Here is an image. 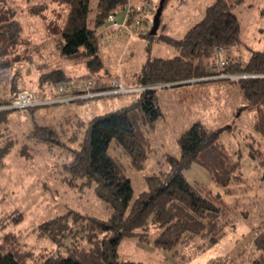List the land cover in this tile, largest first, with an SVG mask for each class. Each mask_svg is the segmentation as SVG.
<instances>
[{
  "label": "trees",
  "instance_id": "16d2710c",
  "mask_svg": "<svg viewBox=\"0 0 264 264\" xmlns=\"http://www.w3.org/2000/svg\"><path fill=\"white\" fill-rule=\"evenodd\" d=\"M52 1L68 8L64 22L46 26L53 52L61 65H35L33 54L38 53L40 47L20 50V24L7 0H0L2 107L9 106L14 94L21 90L22 77L17 66L23 65L42 72L37 83L44 91V100L57 98L54 89L71 80L62 61H66L68 67L83 66L86 69L87 73L76 79L75 84L93 81L92 92L96 94L112 90L110 80L100 76L98 30L105 26L109 14H121L127 9L131 24L142 14L143 5L135 8L129 0H97L91 15L90 0ZM243 1L214 0L202 20L183 38L162 36L174 47L176 56L148 60L139 76L145 90L140 92L138 99L130 106L91 120L79 149L71 151L67 171L72 180H81L88 186L94 184L95 194L106 205L108 218L101 220L68 211L42 223L37 228V235L56 244V249L48 253H35L29 249L21 242L19 233H2L0 264H188L240 222L246 223L255 233L251 248L232 259L217 258L207 264H264V204L258 206L254 201H246L245 194L250 186L242 175L240 164L230 158L219 141L218 133L207 130L201 123L184 131L177 141L180 157L167 155L169 171L146 177V191L135 199L131 181L122 165L108 154L114 143L128 155L133 169H142L149 151L146 134L162 116L156 103V88L205 79H215L206 82L224 80L239 88L247 109L254 114L253 130L264 143V50L253 53L246 62L229 59L225 66L213 70L218 65L217 50L228 51L238 43L239 23L233 10ZM261 14L264 17V8ZM145 24L148 25V19ZM143 36L154 37L147 31L140 37ZM45 106L48 105L23 110L33 112ZM12 111L17 110L0 112V126L8 123V114ZM29 137L59 144V135L36 124ZM13 144L10 134L0 139V173ZM257 155L264 164V150L257 151ZM194 164L208 172L222 193L214 194L205 185L188 181L185 173ZM22 219L21 213L0 219V231L9 223L18 224ZM153 229L156 236L151 237ZM125 239L149 245L154 249L155 257H162L161 253L165 257L162 260L153 258L154 261L148 263L122 260L118 251Z\"/></svg>",
  "mask_w": 264,
  "mask_h": 264
},
{
  "label": "rangeland",
  "instance_id": "374dc122",
  "mask_svg": "<svg viewBox=\"0 0 264 264\" xmlns=\"http://www.w3.org/2000/svg\"><path fill=\"white\" fill-rule=\"evenodd\" d=\"M135 8L146 3L155 13L161 0H129ZM160 25L154 37H137L128 41L126 36L105 33L100 42L99 56L102 62L100 76L108 80H121L129 94L116 91L85 101H68L35 109L12 111L8 123L0 126V139L10 134L14 139L11 152L5 158V167L0 173V219L21 213L18 224L9 223L2 227L0 235L6 232L19 233L21 242L35 253H48L56 249L51 239L37 235V228L44 222L65 215L68 211L87 214L97 219L108 218L105 203L94 191V184L88 186L81 180H72L66 166L71 160V151L77 150L85 138L89 123L96 117L105 116L122 107L132 105L145 90L139 82L143 66L156 58L172 59L176 56L174 47L161 37L181 39L195 24L202 20L205 10L214 0H164ZM97 0H90L91 15ZM8 7L21 27L20 50L40 47L33 54L35 65L60 63L47 36L46 26L64 22L68 8L52 0H7ZM264 0H244L233 13L239 23L238 43L228 51L218 52L216 63L229 59L246 62L253 53L264 50V17L261 14ZM153 13V14H154ZM103 29V28H102ZM98 30V33L102 31ZM150 33L151 26L146 29ZM73 84L87 71L83 66L68 67L62 61ZM22 77L20 89L27 90L42 101H50L38 87L37 72L31 66H17ZM221 78V77H220ZM57 91V88L54 89ZM156 103L162 116L154 128L146 134L149 140L148 158L140 170L130 166V158L112 143L108 154L117 159L129 178L133 199L146 191L145 178L167 173L169 165L166 156L180 157L178 139L195 123H201L207 130L218 133L232 160L237 161L242 175L250 186L245 194L246 201L264 204V164L257 151L263 152L264 143L253 130L254 114L239 88L227 81L188 83L173 87L156 88ZM52 129L59 144L30 138L34 125ZM256 156V157H254ZM186 176L188 180L205 185L214 194L222 193L212 182L208 172L198 165H192ZM208 182V183H206ZM253 220V219H252ZM156 236L153 229L151 237ZM131 242L125 239L119 247L122 260L148 263L154 260L133 251ZM160 256V255H159Z\"/></svg>",
  "mask_w": 264,
  "mask_h": 264
},
{
  "label": "built area",
  "instance_id": "2783aa9c",
  "mask_svg": "<svg viewBox=\"0 0 264 264\" xmlns=\"http://www.w3.org/2000/svg\"><path fill=\"white\" fill-rule=\"evenodd\" d=\"M130 11L127 9L121 14H109L106 18L105 26L102 31L99 32V41L103 40L105 33H113L115 36H126L127 40L130 41L133 38L140 37L146 33L148 26L152 25L153 21V10L150 8V4L146 3L142 7V14L139 17L133 19L130 24ZM148 19V25L145 24V20ZM221 52L220 49L217 53ZM226 62H219L218 65L213 67V70L220 69L225 66ZM94 82L83 81L78 84H62L57 87V98L51 99L50 101H40L37 96L27 90L21 89L12 98V102L7 107L0 106V112L8 110H23L27 108H33L44 105H52L58 103H64L75 100H86L92 99L99 96H103L105 93L96 94L93 93ZM111 91H116L119 94H129L130 90H125L121 80L110 81ZM110 91V92H111Z\"/></svg>",
  "mask_w": 264,
  "mask_h": 264
},
{
  "label": "crops",
  "instance_id": "0c3cea01",
  "mask_svg": "<svg viewBox=\"0 0 264 264\" xmlns=\"http://www.w3.org/2000/svg\"><path fill=\"white\" fill-rule=\"evenodd\" d=\"M191 168H195L194 170H196L195 166H191ZM188 181L190 183L194 182ZM254 238V231L246 223L240 222L235 228L230 229L218 243L188 264H207L209 261L217 258L232 259L239 253L249 250ZM131 248L133 251L146 255L150 259H153L155 256L154 249L149 245L134 242Z\"/></svg>",
  "mask_w": 264,
  "mask_h": 264
},
{
  "label": "water",
  "instance_id": "95a60500",
  "mask_svg": "<svg viewBox=\"0 0 264 264\" xmlns=\"http://www.w3.org/2000/svg\"><path fill=\"white\" fill-rule=\"evenodd\" d=\"M164 0H161L159 6L157 7V10L153 16V21H152V26H151V31H150V35L154 36L156 34V31L160 25V18H161V13L164 7ZM221 79V78H219ZM215 79H205V80H195V81H190V82H183V83H176V84H169V85H164L161 87H173V86H178V85H182V84H188V83H199V82H206V81H212Z\"/></svg>",
  "mask_w": 264,
  "mask_h": 264
}]
</instances>
